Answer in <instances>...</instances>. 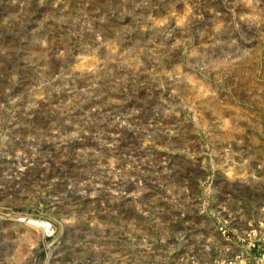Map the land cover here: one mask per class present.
Returning <instances> with one entry per match:
<instances>
[{
	"label": "rangeland",
	"instance_id": "rangeland-1",
	"mask_svg": "<svg viewBox=\"0 0 264 264\" xmlns=\"http://www.w3.org/2000/svg\"><path fill=\"white\" fill-rule=\"evenodd\" d=\"M264 263V0H0V264Z\"/></svg>",
	"mask_w": 264,
	"mask_h": 264
},
{
	"label": "built area",
	"instance_id": "built-area-1",
	"mask_svg": "<svg viewBox=\"0 0 264 264\" xmlns=\"http://www.w3.org/2000/svg\"><path fill=\"white\" fill-rule=\"evenodd\" d=\"M229 264H238V263H229ZM244 264H260V263H244Z\"/></svg>",
	"mask_w": 264,
	"mask_h": 264
},
{
	"label": "crops",
	"instance_id": "crops-1",
	"mask_svg": "<svg viewBox=\"0 0 264 264\" xmlns=\"http://www.w3.org/2000/svg\"><path fill=\"white\" fill-rule=\"evenodd\" d=\"M260 264H264V263H260Z\"/></svg>",
	"mask_w": 264,
	"mask_h": 264
}]
</instances>
